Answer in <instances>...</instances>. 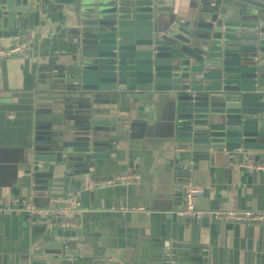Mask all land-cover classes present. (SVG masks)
<instances>
[{
  "label": "crops",
  "instance_id": "0c3cea01",
  "mask_svg": "<svg viewBox=\"0 0 264 264\" xmlns=\"http://www.w3.org/2000/svg\"><path fill=\"white\" fill-rule=\"evenodd\" d=\"M200 1L166 0V8L174 12L162 15V24L169 27L173 18H183ZM27 27L25 36L17 39L32 42L29 51L0 60V210H19L0 213V264H32L33 252L40 248L62 252L47 257L48 264L61 259L71 264H159L165 252L171 254L173 264H264V225L220 224L210 218L199 222L176 215L184 205L186 184L207 189L194 198L197 210H263L264 170L260 168L264 164L253 165L254 156H249L245 164H239L238 158L224 166L222 158L215 157L191 161L196 169L189 172L177 169L179 162L166 140L167 116L159 102L129 111V106L137 105L125 98L109 100L110 105L102 107L112 119L104 118L99 129L111 131L108 152L113 157L94 161L92 174L84 176L74 174L66 164H52L49 178L34 183L31 151L41 146L37 143L46 139V133L63 128L65 106L56 103L67 94L55 82L50 88L62 92L51 93L48 85L46 92H40L37 87L44 88L45 78L65 68L77 28L63 9H39ZM14 40L0 38V47ZM42 94L53 95L36 104ZM131 124L144 126V132L131 128L124 134ZM72 130V126L66 129ZM91 175L94 181L88 179ZM122 176L132 181L111 188L94 186ZM83 194L91 195V203L87 198L84 207ZM51 199L59 205H79L82 214L59 222L40 219L36 228L30 227L25 210L46 208ZM61 223L68 225L60 229Z\"/></svg>",
  "mask_w": 264,
  "mask_h": 264
},
{
  "label": "water",
  "instance_id": "95a60500",
  "mask_svg": "<svg viewBox=\"0 0 264 264\" xmlns=\"http://www.w3.org/2000/svg\"><path fill=\"white\" fill-rule=\"evenodd\" d=\"M39 9L67 11L77 30L65 68L37 87L46 92L55 82L67 94L56 103L65 106L63 128L46 133L31 151L34 183L49 178L52 164H66L84 176L92 174L94 161L112 158L111 131L99 129L112 116L102 106L123 98L137 105L129 111L162 104L166 140L181 171L195 170L191 161L215 157L224 166L238 158L245 164L249 156L253 165L264 164V0H201L169 27L162 15L174 11L166 0H0V38L25 36ZM52 95L37 96L41 100L35 103ZM68 126L74 130L67 132ZM131 128L141 133L145 127L131 124L123 133ZM87 198L90 204L91 195L81 196L83 207ZM61 253L40 248L32 264H48L47 257ZM165 255L159 264H173L171 254Z\"/></svg>",
  "mask_w": 264,
  "mask_h": 264
},
{
  "label": "built area",
  "instance_id": "2783aa9c",
  "mask_svg": "<svg viewBox=\"0 0 264 264\" xmlns=\"http://www.w3.org/2000/svg\"><path fill=\"white\" fill-rule=\"evenodd\" d=\"M32 42H26L25 39H15L10 45L0 47V60L11 59L15 57H21L29 51V47ZM264 170V167L260 168ZM132 181L129 176L114 177L105 180H101L94 184L95 188H111L116 185H126ZM206 188H200L192 185H186L183 188L184 205L176 215L179 217H188L195 220H204L210 218L211 220L220 224L229 225H244L252 226L261 224L264 225V209L263 210H226V211H210V210H197L194 206V198L203 196L206 192ZM19 210L11 207L0 210L1 214L9 215L11 213H17ZM26 215L29 217L27 223L30 227L36 228L38 226L37 221L40 219L51 218L54 221L64 220L68 217L80 216L82 214L79 205H59L58 201L51 199L49 206L43 209L28 207ZM37 220V221H36ZM68 224L61 223L60 229H65ZM54 226H59L55 224Z\"/></svg>",
  "mask_w": 264,
  "mask_h": 264
}]
</instances>
